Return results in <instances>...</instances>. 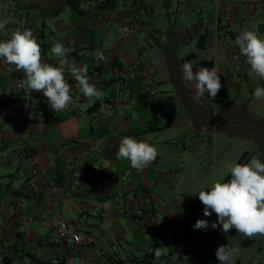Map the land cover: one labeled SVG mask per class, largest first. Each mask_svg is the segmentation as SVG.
<instances>
[{
  "label": "crops",
  "instance_id": "0c3cea01",
  "mask_svg": "<svg viewBox=\"0 0 264 264\" xmlns=\"http://www.w3.org/2000/svg\"><path fill=\"white\" fill-rule=\"evenodd\" d=\"M78 1L80 13L65 0H0V19L15 21L0 33V41L17 28L31 29L43 62L56 66L59 60L50 49L59 41L71 49L70 61L88 66L90 83L102 78L95 86L106 94L92 112L66 108L55 113L42 92L29 96L18 86L23 72L0 60V254L9 255L14 264L50 262L66 253L74 256L73 264H198L196 240L187 235L183 216L199 191L210 188L191 190L187 159L197 151L216 154L218 136L230 135L236 147L237 139L264 131V115L250 110L256 85L264 87V80L250 73L235 44L245 30L264 39V0H143L139 6L128 0ZM224 12L228 19L223 25ZM228 42L235 45L233 54ZM96 51L106 59L97 61ZM138 59L140 67L124 83L127 67ZM231 59L236 73L228 70ZM186 62L194 65V73L200 67L219 68L222 87L211 102L208 93L200 103L193 100L194 83L183 79ZM65 78L72 96L83 95L67 71ZM142 78L155 94L140 100L136 95ZM258 106L264 108V100ZM217 108L219 128L213 122ZM126 136L158 151L143 171L116 156ZM30 155L36 157V167L28 162ZM88 167L99 177L89 179ZM75 173L79 177L73 190ZM51 182L61 188L59 196L47 193ZM134 206L145 211L138 221L128 214ZM155 211L170 226L160 241L149 218ZM65 215L68 221L83 220V231L95 242L78 247L59 242L54 224ZM233 231L224 233L218 225L214 241L226 243ZM116 241H124L131 251L103 252ZM240 243L250 249L257 237L243 236ZM163 246L167 254L156 258L154 250ZM216 250L213 245V254L206 257L210 264H217ZM177 251L179 260H173Z\"/></svg>",
  "mask_w": 264,
  "mask_h": 264
},
{
  "label": "clouds",
  "instance_id": "9594fccd",
  "mask_svg": "<svg viewBox=\"0 0 264 264\" xmlns=\"http://www.w3.org/2000/svg\"><path fill=\"white\" fill-rule=\"evenodd\" d=\"M15 23L10 18L0 19V33H6V26ZM240 52L246 57L250 65V73L264 80V39L251 30L243 31L235 40ZM71 49L57 41L50 49V54L59 60L58 66L44 63L42 49L37 37L28 28L13 30L10 37L0 41V60L15 65L16 70L23 72L24 77L17 81L18 86L29 96L32 92H42L47 98L49 107L54 112H60L73 102L71 88L66 82L67 71L76 81V87L90 103L105 98V92L90 83L88 66H77L75 61L68 59ZM97 61H104L106 57L100 51L94 53ZM191 62L184 63L183 79L194 83L195 94L193 100L200 103L205 94H209L208 101H212L219 93L222 85L220 70L215 65L212 68L200 67L193 72ZM256 100H264V87H257L253 93ZM118 159L130 161V165L137 171H143L151 165L158 156L155 146L146 141H138L131 136L124 137L116 153ZM231 179L227 182L214 181L210 189L200 190L199 200L204 205V216H217V221L209 222L198 219L194 225L196 229H213L222 225V231L228 233L235 229L238 233L252 238L264 235V163L257 156H253L246 164L229 163L226 165ZM167 247L154 250L156 258L167 254ZM238 248L228 244L221 245L216 250V258L220 264H235ZM180 253L172 257L179 260Z\"/></svg>",
  "mask_w": 264,
  "mask_h": 264
},
{
  "label": "built area",
  "instance_id": "2783aa9c",
  "mask_svg": "<svg viewBox=\"0 0 264 264\" xmlns=\"http://www.w3.org/2000/svg\"><path fill=\"white\" fill-rule=\"evenodd\" d=\"M227 19L228 13L224 12L221 16L220 23L224 25ZM124 31L126 32L127 29H125ZM227 48L229 52L233 54L235 45L228 42ZM140 65L141 60L138 59L135 61V63L127 67L126 77L123 78L124 83L126 79L133 78L135 71L140 67ZM228 70L231 73H236L238 71L234 59H231ZM93 83L95 85H101L103 83V80L100 76H96L93 79ZM146 94L153 95L155 94V90L150 86L146 78H142L136 97L140 100H143ZM72 97L73 102L69 105L68 109L75 112L88 111L96 103H90L87 98L84 97V95L75 94ZM45 109H48V106L45 107ZM190 141L192 143L193 139L191 138ZM28 162L32 167H36L37 165V159L34 155H30L28 157ZM93 170H95L93 167H88L85 175L92 177ZM126 175L127 173H123V178H125ZM78 177L79 175L76 173L73 175V184L71 185V189L73 190L75 189ZM46 190L48 194L54 196H59L62 193L61 188L53 182L47 185ZM144 212L145 211L142 207L134 206L128 214L133 217L134 220L138 221V219L144 215ZM95 214V212L91 213V215ZM149 218L151 219L153 229L155 230L154 233L156 235V238L160 241L161 234L170 230L168 220L164 218L158 211L150 214ZM198 219H205L209 222V225H211L212 222L217 221V216L215 213L208 217L204 216L203 204L190 206L188 212L183 216V223L186 225L187 235L191 237L193 241L196 240L197 250L200 253V260L198 261V264H210L206 257L213 254V241L216 236L217 228L213 229L209 226L207 229H196L194 228V225ZM32 220L33 219L31 217L28 218V222H32ZM82 224L83 220L68 221L61 219L57 221L54 224L55 238L67 247H78L93 244L95 242V237L91 233L84 232L82 229ZM26 232H28V229H26ZM120 248H125L128 252L131 251V247H129L127 243H125L124 241H116L109 245L103 252L110 254L116 252ZM1 249L2 245L0 243V251ZM149 251H151V249ZM2 260L3 255L0 254V263ZM73 261L74 256L70 253H66L63 258L54 257L50 260L51 264H73Z\"/></svg>",
  "mask_w": 264,
  "mask_h": 264
},
{
  "label": "rangeland",
  "instance_id": "374dc122",
  "mask_svg": "<svg viewBox=\"0 0 264 264\" xmlns=\"http://www.w3.org/2000/svg\"><path fill=\"white\" fill-rule=\"evenodd\" d=\"M256 87L261 86L257 84ZM244 88L242 93L244 96H246L247 93ZM258 101L259 100H256L255 98L253 99V107H251L250 110L254 111L257 115H264V108L258 106ZM220 119V108H217L214 111L213 119V122H215L217 128H219L222 124ZM254 134L251 135L252 137L245 135L241 139H237L236 147L231 144L232 141L230 140V135L218 136V139H216L218 147L216 154L210 149L209 153L206 151H197L194 153V155L189 156L187 159L189 165L187 170L190 173L188 176V184L190 185L189 187L192 188L191 190L195 191V188L198 187L210 188L212 183L217 180L223 182V179L228 173L226 165L229 163H235V161L245 151L248 153L249 158L247 162H249L253 156H257L260 161L264 163V131L262 134H260V131ZM223 147L225 150H222ZM18 180L20 179L17 178L15 180V186L19 184L20 181ZM67 218L68 216L65 215L64 219L68 220ZM243 236L244 235L238 233L237 231H233L226 243L223 240L220 241L219 239H216L213 242V245L216 246V249L219 246L226 244L231 247L238 248L239 251L235 258V264H264V235H257V245L250 249L241 245L240 240ZM24 258L27 260L26 257ZM16 263L21 264L20 262ZM217 264H220L218 259Z\"/></svg>",
  "mask_w": 264,
  "mask_h": 264
},
{
  "label": "trees",
  "instance_id": "16d2710c",
  "mask_svg": "<svg viewBox=\"0 0 264 264\" xmlns=\"http://www.w3.org/2000/svg\"><path fill=\"white\" fill-rule=\"evenodd\" d=\"M66 3L68 4L69 8L74 11V12H77V13H80L82 12V10L79 8V1L78 0H65ZM130 2L131 5H134V6H139V4L143 1V0H128ZM97 103V102H96ZM90 108L88 110V112H92L96 109V104ZM248 153L245 151L244 153L241 154V156L235 161V163H240V164H246L247 161H248ZM62 175V172L61 171H58V176L60 177ZM99 177V174L96 170H93V173H92V177H89V179H94V178H98ZM229 179H231V174L228 172L225 176V178L223 179V182H227ZM205 191H207V189H205ZM198 204H202L201 201L199 200V197H198V200H196L193 204V206H196ZM51 264L50 262H47V261H44V262H39L38 261V264ZM2 264H14L12 263L9 255H5L3 257V263ZM113 264H131V263H126V262H122L121 260H115Z\"/></svg>",
  "mask_w": 264,
  "mask_h": 264
}]
</instances>
